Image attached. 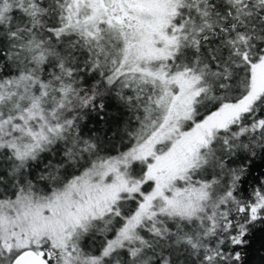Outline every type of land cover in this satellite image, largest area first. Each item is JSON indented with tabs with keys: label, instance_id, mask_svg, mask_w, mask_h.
<instances>
[{
	"label": "snow or ice",
	"instance_id": "snow-or-ice-1",
	"mask_svg": "<svg viewBox=\"0 0 264 264\" xmlns=\"http://www.w3.org/2000/svg\"><path fill=\"white\" fill-rule=\"evenodd\" d=\"M257 161L264 0H0V264H248Z\"/></svg>",
	"mask_w": 264,
	"mask_h": 264
},
{
	"label": "trees",
	"instance_id": "trees-1",
	"mask_svg": "<svg viewBox=\"0 0 264 264\" xmlns=\"http://www.w3.org/2000/svg\"><path fill=\"white\" fill-rule=\"evenodd\" d=\"M264 170V161H257V167L253 170V175H259ZM264 232H257L254 243L248 250V264H264Z\"/></svg>",
	"mask_w": 264,
	"mask_h": 264
}]
</instances>
